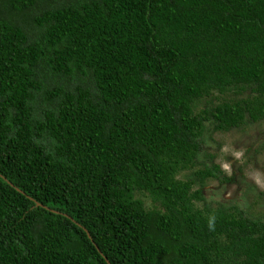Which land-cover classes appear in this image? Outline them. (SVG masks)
Returning <instances> with one entry per match:
<instances>
[{
	"label": "trees",
	"instance_id": "16d2710c",
	"mask_svg": "<svg viewBox=\"0 0 264 264\" xmlns=\"http://www.w3.org/2000/svg\"><path fill=\"white\" fill-rule=\"evenodd\" d=\"M263 120L264 0H0V264H264L195 169Z\"/></svg>",
	"mask_w": 264,
	"mask_h": 264
},
{
	"label": "rangeland",
	"instance_id": "374dc122",
	"mask_svg": "<svg viewBox=\"0 0 264 264\" xmlns=\"http://www.w3.org/2000/svg\"><path fill=\"white\" fill-rule=\"evenodd\" d=\"M212 127L205 122L202 152L195 169L217 166L219 177L206 182L204 195L214 207L218 206L216 202L235 204L252 217L264 216V120L227 132Z\"/></svg>",
	"mask_w": 264,
	"mask_h": 264
},
{
	"label": "water",
	"instance_id": "95a60500",
	"mask_svg": "<svg viewBox=\"0 0 264 264\" xmlns=\"http://www.w3.org/2000/svg\"><path fill=\"white\" fill-rule=\"evenodd\" d=\"M36 205H40L39 203H36Z\"/></svg>",
	"mask_w": 264,
	"mask_h": 264
}]
</instances>
